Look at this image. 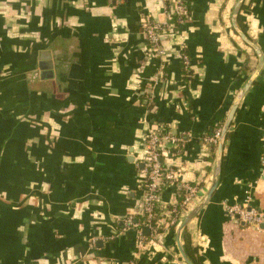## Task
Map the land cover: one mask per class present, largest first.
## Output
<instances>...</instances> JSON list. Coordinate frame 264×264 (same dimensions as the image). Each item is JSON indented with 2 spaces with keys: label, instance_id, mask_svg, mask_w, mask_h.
I'll return each instance as SVG.
<instances>
[{
  "label": "crops",
  "instance_id": "0c3cea01",
  "mask_svg": "<svg viewBox=\"0 0 264 264\" xmlns=\"http://www.w3.org/2000/svg\"><path fill=\"white\" fill-rule=\"evenodd\" d=\"M181 1L189 18L158 57L139 19L167 23L159 0H0V264H185L176 230L215 168L202 138L222 126L258 57L232 27L236 0ZM238 24L263 64L228 129L217 187L181 235L199 264H264V225L242 226L221 205L264 209V0H244ZM152 122L189 133L164 161L201 192L177 224L158 209L139 234L123 219L139 210ZM161 197L170 208L176 185Z\"/></svg>",
  "mask_w": 264,
  "mask_h": 264
},
{
  "label": "built area",
  "instance_id": "2783aa9c",
  "mask_svg": "<svg viewBox=\"0 0 264 264\" xmlns=\"http://www.w3.org/2000/svg\"><path fill=\"white\" fill-rule=\"evenodd\" d=\"M116 1V0H115ZM168 16L167 23H160L148 14L140 15V29L146 40V53L148 56L162 57L164 55L165 37L189 18V11L181 0H159ZM183 68L190 71V58L184 52L178 54ZM221 126L205 136L202 140L216 147ZM188 132L177 133L170 126L162 123H148L142 144L140 164V187L142 190L137 213H131L123 219L125 228L133 227L141 234L143 228H152L157 210L166 216L165 224L168 226L177 224L182 209H186L201 192L197 183H191L181 179L179 169L171 167L164 161L165 156L180 155L186 144ZM264 166V155L262 158ZM175 184L179 199L170 208H166L162 201L161 190L163 186ZM226 215L242 226L261 228L264 225V209L258 208L247 199L239 202H222ZM144 217L143 221L137 216ZM143 238L142 235H140Z\"/></svg>",
  "mask_w": 264,
  "mask_h": 264
},
{
  "label": "water",
  "instance_id": "95a60500",
  "mask_svg": "<svg viewBox=\"0 0 264 264\" xmlns=\"http://www.w3.org/2000/svg\"><path fill=\"white\" fill-rule=\"evenodd\" d=\"M244 0H236L231 14V24L234 29V31L238 34L240 39L247 44L256 54L258 57V66L253 72V74L250 75V77L245 81L244 85L240 88L239 92L237 93L229 111L228 114L221 126L220 134L217 140L216 144V152H215V168L212 176L211 184L207 190V192L200 198L198 204L183 218V220L179 223L177 230H176V246L178 249V252L182 258V260L185 262V264H195L193 260L187 255L182 241H181V235L183 230L185 229L187 223L196 216L198 211L205 205V203L209 200L212 193L214 192L215 188L217 187V184L221 177V170H222V159H223V148L224 143L228 135V129L231 125L233 116L236 112V109L238 107V104L248 89V87L252 84L253 80L257 76L258 72L260 71L262 64H263V54L261 50L256 46V44L247 36V34L240 28L238 24V14L242 7Z\"/></svg>",
  "mask_w": 264,
  "mask_h": 264
},
{
  "label": "trees",
  "instance_id": "16d2710c",
  "mask_svg": "<svg viewBox=\"0 0 264 264\" xmlns=\"http://www.w3.org/2000/svg\"><path fill=\"white\" fill-rule=\"evenodd\" d=\"M182 70L185 72V74H189L190 73V71H186L184 68H183V66H182ZM221 125H217L215 128H217V127H220ZM214 128V129H215ZM211 133V132H210ZM209 134V133H208ZM137 219H139L140 221H143L144 220V217H140V216H137L136 217ZM188 253V252H187ZM189 256H190V258L193 260V262L195 263V264H199L198 263V261L189 253ZM135 260H133V263H135L134 262ZM132 263V264H133Z\"/></svg>",
  "mask_w": 264,
  "mask_h": 264
}]
</instances>
